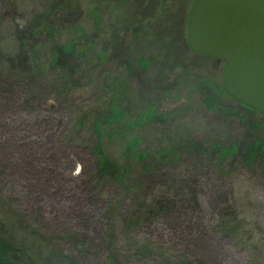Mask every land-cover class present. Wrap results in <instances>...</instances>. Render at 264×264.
<instances>
[{
  "label": "rangeland",
  "instance_id": "374dc122",
  "mask_svg": "<svg viewBox=\"0 0 264 264\" xmlns=\"http://www.w3.org/2000/svg\"><path fill=\"white\" fill-rule=\"evenodd\" d=\"M195 1L151 0L144 29L141 0H0V220L6 240L35 264L190 263L196 245L220 264H264V167L239 162L223 173L210 153L215 142L264 141V115L225 91L223 60L189 47ZM51 11L57 32L43 25ZM132 37L134 65L109 42ZM69 40L89 51L67 74L72 93L59 70H27L48 66L52 46ZM118 78L129 118L156 112L129 134L159 154L137 165L125 194L95 177L92 134L73 127L77 111L100 103ZM122 134L113 133L111 152L122 150ZM190 187L198 215L154 211L156 195L179 202ZM226 213L238 218L226 224Z\"/></svg>",
  "mask_w": 264,
  "mask_h": 264
},
{
  "label": "trees",
  "instance_id": "16d2710c",
  "mask_svg": "<svg viewBox=\"0 0 264 264\" xmlns=\"http://www.w3.org/2000/svg\"><path fill=\"white\" fill-rule=\"evenodd\" d=\"M154 2H151V0H141V2L139 3L140 7L145 6L146 8L144 10L137 9L136 11L138 13L137 16L139 17L136 20L141 23L137 28L143 26V28L145 29V19L150 16L152 17V14H154L155 9H151V6ZM54 13V11H51L50 14H46V18L44 19L45 23L43 22V25H45L46 28L52 26L54 31L57 32L58 28H56V26L52 22L54 20L52 17L58 19L60 18V16ZM39 20H41V18H39ZM129 25L127 27H129ZM176 33V31H173V35H175ZM116 36L117 34L114 35V37ZM109 42L113 43L114 46L119 49L122 57L130 65H134L135 62L131 59L132 55L129 54L130 51L133 52V50H131L132 46L135 43V39L133 37L130 40H128L127 38L123 39V41H120V43L116 38ZM177 44H174V47L176 48V50H179L183 46V44L180 41H178ZM105 51L106 49L103 50V53H101L102 56ZM88 53L89 51L87 46L85 47V49H80L77 44L71 40L62 43H56L52 46V59L49 62L48 66L44 64H31L29 69L27 68V70L28 72L30 71L29 73L32 76H34V73L38 69L45 68L57 71L59 70L57 72L59 80L61 81L63 87L67 88V92L72 93L75 90L72 88L73 86L75 88L76 85L74 84L75 82L73 79L67 77V74L73 72L75 69H77V67H80L82 62L84 63L85 61V55ZM176 54L177 52H175L174 54L176 59H174L173 64L179 62V58ZM101 55L98 56L99 59L102 58ZM138 59L142 64H144L143 60H141L142 58ZM117 80L119 83H114L110 91H107L105 93L100 103H90L89 105H86L84 108H81L77 111V116L75 118V121L73 122V127L80 133H84L85 131L88 132V134H92L88 146L90 147V152L95 161V177L102 182H108L115 185L118 189H120V192L122 194H125L135 188L133 179L137 165L143 164L146 158L149 156L158 158L159 154L156 152H149L148 150L142 148V139L137 135L132 136L129 134L136 126L141 124L140 122L142 120L155 117L156 112L152 109H143L135 116V118H129L131 109L127 108L124 105L125 99L123 95L121 80L119 78ZM81 85L82 84H80V86ZM86 85L87 84H84L81 87L86 89L88 87H86ZM246 106L252 110H255L249 105ZM163 115L164 114L158 117H162ZM124 121H131V124L124 123L125 126L121 125V123ZM117 130H121L123 132V134L121 135L122 138L121 140H119L122 145V150H118L117 152L114 150V152H111L113 150L109 149V143L112 142V135ZM210 153L213 155L217 166L223 173L232 172L233 166L239 162H246L248 165H252L254 162L258 161L261 166L264 167V141L257 137H255V140L249 141L247 143H238L236 141H231L225 144H222L220 142L212 143L210 144ZM175 208L177 209L172 211V214L178 213L182 210H192L191 214L194 217L200 208V202L197 198L196 191H194L193 188L190 187L185 196L179 199V202H177L176 200L172 201L169 197L161 194L156 195L153 200V209L158 213H167ZM225 210L234 211L232 206L228 203L225 206ZM227 215H230L231 217L227 219ZM168 216L173 217V215ZM178 216L180 217L183 215ZM237 218L238 215H236V213L235 215L226 213L223 216V220L224 222H226V224L228 222L227 220H236ZM3 232L4 228L0 220V264L36 263V258L34 259V257L30 253H28L26 249L18 250L15 245H13V243L7 241ZM198 236L199 235L195 237L194 234L192 238L197 239ZM208 252L206 251L205 246H193V259L190 261V263L177 264H220L215 262L213 257L210 256ZM69 258V261L72 264H78V261L76 259H73L71 257Z\"/></svg>",
  "mask_w": 264,
  "mask_h": 264
},
{
  "label": "water",
  "instance_id": "95a60500",
  "mask_svg": "<svg viewBox=\"0 0 264 264\" xmlns=\"http://www.w3.org/2000/svg\"><path fill=\"white\" fill-rule=\"evenodd\" d=\"M187 39L223 60L225 91L264 115V0H196Z\"/></svg>",
  "mask_w": 264,
  "mask_h": 264
}]
</instances>
